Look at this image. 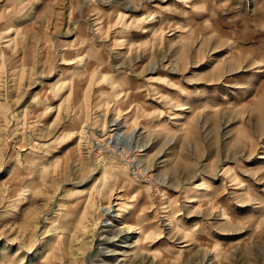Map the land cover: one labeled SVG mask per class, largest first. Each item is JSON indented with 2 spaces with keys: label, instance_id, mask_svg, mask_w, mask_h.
I'll return each instance as SVG.
<instances>
[{
  "label": "rangeland",
  "instance_id": "obj_1",
  "mask_svg": "<svg viewBox=\"0 0 264 264\" xmlns=\"http://www.w3.org/2000/svg\"><path fill=\"white\" fill-rule=\"evenodd\" d=\"M0 264H264V0H0Z\"/></svg>",
  "mask_w": 264,
  "mask_h": 264
},
{
  "label": "bare ground",
  "instance_id": "obj_2",
  "mask_svg": "<svg viewBox=\"0 0 264 264\" xmlns=\"http://www.w3.org/2000/svg\"><path fill=\"white\" fill-rule=\"evenodd\" d=\"M107 209H108V211L111 212L113 210V207L111 205H109V206H107ZM109 224H110V222H109ZM127 233H130V230L127 227L126 228L120 227V230L116 236L119 237V239H122L124 237V235H126Z\"/></svg>",
  "mask_w": 264,
  "mask_h": 264
}]
</instances>
